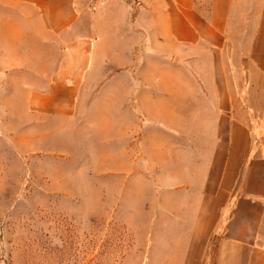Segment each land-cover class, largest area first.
<instances>
[{
    "label": "crops",
    "instance_id": "crops-1",
    "mask_svg": "<svg viewBox=\"0 0 264 264\" xmlns=\"http://www.w3.org/2000/svg\"><path fill=\"white\" fill-rule=\"evenodd\" d=\"M121 2L0 0L1 131L8 120L32 140L36 126L113 103L121 147L111 157L145 161L126 167L147 175L148 205L169 209L171 194L158 191L179 183L182 204L198 206L190 240L162 264H264V0ZM135 26L137 43L170 60L173 84L141 68L154 79L132 85ZM123 53L132 55L124 89L118 70L102 68Z\"/></svg>",
    "mask_w": 264,
    "mask_h": 264
},
{
    "label": "rangeland",
    "instance_id": "rangeland-1",
    "mask_svg": "<svg viewBox=\"0 0 264 264\" xmlns=\"http://www.w3.org/2000/svg\"><path fill=\"white\" fill-rule=\"evenodd\" d=\"M135 1L121 3L131 8ZM135 28L129 49L139 59L132 61V85L154 79L149 73L138 77L141 68L160 69L167 84H173L176 70L170 60L155 55L151 45L137 43L142 30ZM127 56L132 55L123 53L114 65L102 67L106 75L114 69L121 73L117 83L123 89L127 86L123 75L132 63ZM179 83L188 85L189 79L182 76ZM124 95L119 94L118 100L125 101ZM113 106L102 101L96 117L55 119L36 126L32 140L25 138L24 128L15 135L13 124L6 120L0 129V264H162L171 259L169 249L176 248L179 240H190L187 234L196 228L198 206L191 201L182 204L180 195L188 190L179 183L159 189V194H171L169 209L148 205L147 194L142 193L152 195L147 175L129 172L130 158L125 155L116 158L118 163L112 159L121 147ZM104 108L109 112L105 119ZM138 159H130V166L145 162ZM185 161L191 163L192 157ZM177 232L184 236L177 238Z\"/></svg>",
    "mask_w": 264,
    "mask_h": 264
},
{
    "label": "built area",
    "instance_id": "built-area-1",
    "mask_svg": "<svg viewBox=\"0 0 264 264\" xmlns=\"http://www.w3.org/2000/svg\"><path fill=\"white\" fill-rule=\"evenodd\" d=\"M97 1H103V0H97Z\"/></svg>",
    "mask_w": 264,
    "mask_h": 264
}]
</instances>
